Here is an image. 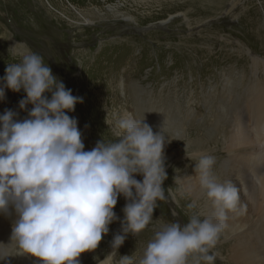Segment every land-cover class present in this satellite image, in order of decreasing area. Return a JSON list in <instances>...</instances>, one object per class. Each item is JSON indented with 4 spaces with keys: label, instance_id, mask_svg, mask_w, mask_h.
<instances>
[{
    "label": "rangeland",
    "instance_id": "374dc122",
    "mask_svg": "<svg viewBox=\"0 0 264 264\" xmlns=\"http://www.w3.org/2000/svg\"><path fill=\"white\" fill-rule=\"evenodd\" d=\"M83 3L86 6L81 5ZM251 4L241 0L233 14L228 12L233 11L228 6L223 11H215L213 6L208 7V2L205 7L188 5L183 12L178 8L159 6L154 0H0V77L5 76L8 64L21 61L25 55L20 51L23 48L28 54L34 52L41 55L44 64L51 67L59 80H62L61 73L65 69L72 76H89L95 85L102 84L105 77L118 80L115 93L117 100L111 107L102 108L83 100L74 112H67L70 117L78 120V128L86 145L84 150H92L101 140L105 144L116 142L121 133L115 125L123 116L130 115L141 120L135 116L137 108L128 100L133 96L131 88L144 89L149 93L145 95V107L149 111L173 112L170 121L185 115L167 97H176L182 102L184 100L186 114L194 113L195 124L184 123L182 118L181 124L179 122V126H172L174 128L166 125L167 121L161 123L159 128H155L156 122L153 123V131L161 133L166 142L165 199L157 201L153 219L141 233L136 236L126 234L125 242L116 254L117 260L120 255H127V251H130L133 258L138 247L147 246L155 233L167 224L176 221L185 224L192 215H198L200 219L209 217L207 208L210 200L206 191L200 187L198 174L188 179L187 174H184L186 170H180L177 176L171 165L177 158L188 154L197 162L204 156L195 154L197 148L202 147L207 155L210 152L218 157L214 165L218 182L228 181L229 177L225 173L229 176L230 170H224L222 162L236 160L228 151L231 144L235 145V141L229 138V122L232 117L229 114V119L226 120L224 116L225 119L221 121L217 119L219 113L212 114L213 111H220L218 99L221 96L228 99H235L234 93L239 96L236 107L246 109L247 124L244 127L249 132L246 136H250L251 131L256 129L257 125L250 118L249 106L245 103L252 94L253 82L260 79L259 84H264V0H252ZM111 6H118L117 9L126 11L137 20L131 21L122 16L105 19L112 15ZM240 9L243 13H240ZM188 11L187 18H183V14ZM86 12L97 19L83 17L82 14ZM197 12L198 16L193 14ZM78 50L89 51L85 68L81 67L75 55ZM256 59L258 64L255 63ZM230 66L238 67L234 72V82L241 79L234 92L226 87L225 71L229 73L227 69ZM193 72L196 76L203 75V79H192L190 74ZM191 88L202 90L207 98L189 108L185 96ZM9 90L5 88V97L0 99V114L11 109L18 114L15 117L18 121L28 118L34 105L29 103L25 109L20 108V101L26 97V92L23 89L19 92ZM45 95L51 98V92ZM209 100L213 101L212 109L206 107ZM172 101L175 102V99ZM152 103L155 105L151 106ZM232 135L239 136L238 130L232 131ZM208 136L214 137V144L212 139L206 140ZM203 140L206 142L203 143ZM193 144L199 145L191 147L187 152L182 151ZM262 149L260 154L264 155V145ZM262 169L264 173V166ZM136 178L143 179L139 174ZM253 187L260 202L264 196L259 192L257 184ZM248 195L240 190L238 210L229 213V227L221 234L213 250L218 253L216 264H237L238 241L243 245V251H249L252 264L256 261L257 264L264 263V202L258 211L259 225L246 224L254 207L251 205L253 198ZM118 199L122 205L127 202L123 195ZM17 218L13 204H9L6 212H0V221L12 229ZM238 223L249 228L233 235V227ZM109 229L95 251L81 254V264H98V259H103L112 251L110 242L114 235L124 233L122 229H114L111 224ZM18 252L17 243L12 244L9 264H16L14 256L17 257Z\"/></svg>",
    "mask_w": 264,
    "mask_h": 264
},
{
    "label": "clouds",
    "instance_id": "9594fccd",
    "mask_svg": "<svg viewBox=\"0 0 264 264\" xmlns=\"http://www.w3.org/2000/svg\"><path fill=\"white\" fill-rule=\"evenodd\" d=\"M5 73L0 99L5 88L23 89L20 108L34 105L22 121L11 109L0 114V212L15 206L17 254H31L43 264H80L81 254L95 251L109 225L120 219L114 209L123 195L124 234L114 235L112 251L98 264H133L130 255L117 260L116 254L126 234L141 233L152 221L157 201L165 199V138L143 120L125 115L116 122L121 133L116 142L101 140L85 151L78 120L67 114L83 97L73 95L41 55L25 54L19 63L8 64ZM214 165L210 155L195 164L213 216L192 215L185 224L163 226L138 264H189L190 257L193 264H216L213 250L229 227V213L238 210L240 190L230 180L218 182Z\"/></svg>",
    "mask_w": 264,
    "mask_h": 264
},
{
    "label": "bare ground",
    "instance_id": "6f19581e",
    "mask_svg": "<svg viewBox=\"0 0 264 264\" xmlns=\"http://www.w3.org/2000/svg\"><path fill=\"white\" fill-rule=\"evenodd\" d=\"M154 1L157 2V5H159V6L163 5L167 9L178 8L180 10H183V12H185L184 9L188 5H195V7H201V6H204L206 2H208V4H209L208 7L213 6L215 11L220 10V9L223 11V8L225 10L226 8L229 7V9L232 8L233 11L228 10V12H231L233 14L236 13L234 10H236V7L241 2V0H231L229 2L227 0H154ZM251 2H252V0H245V4H247V3L251 4ZM81 5L86 6V4H84V3ZM117 7L118 6H111L110 9H111L112 15L108 16V17H104V18L109 19V18H113V17L122 16V18H127L131 21L137 20V18L135 16L127 13L126 11H122L119 8L117 9ZM244 7H246V5L243 6L242 8H244ZM112 12H114V13H112ZM188 13H189V11L187 13H184V14L182 13L183 14L182 17L184 18V16H185L187 18ZM237 13H239V12H237ZM240 13H243V11L241 9H240ZM193 14L197 15V16L199 15L198 12L193 13ZM82 15H83V17L86 16L85 18H89V19L93 18V20L97 19V17H93L88 12H86V14L83 13ZM186 18H185V22H186ZM84 22H87V21H84ZM259 31H260V33H262L261 30H259ZM21 47H19V48H21ZM20 51L24 54H28L27 51L24 50L23 48L20 49ZM75 55H76V57H78V59H79L78 61L81 63V67L85 68L86 65L88 64L86 62H87V58L89 55V51L88 50L87 51H79L78 50L75 52ZM5 62H7V61H5ZM255 63L258 64L257 59H256ZM256 67H258V65ZM237 68L238 67L230 66L227 69L229 71V73H226V71H225V77H226V81H227L226 87L227 88L229 87V89L232 90L233 92H234V88L237 87L238 85H240V82H241V79H240L241 77L239 78L240 80H237L235 82L233 80L234 79L233 77L237 71L236 70ZM193 73H191L190 76L192 75V79L194 77V80H195V78L204 77L201 74H197V76H196L195 73L194 74ZM61 75H62L61 81H63V83L66 85L67 88L71 89L72 92L75 93L73 95L83 97V100L88 101L89 104H91V105L97 104V106H101L102 108H105V107H108V106L114 104V102H116V100H117L116 94H115L117 86H118V80L117 79L110 80L109 78L105 77L102 80L103 81L102 84L100 83L99 85H95L94 83H92L90 81L89 76H87V75L83 76V74L82 75L80 74L79 76H72L71 72L67 69H65L64 71L62 70ZM259 83H261L260 79L255 80L253 82L252 87H251L252 94L250 95V97H248L247 103L244 102L245 104H247V106H249L247 108H249V112L251 114L250 115L251 121L253 122V124L255 123L257 125L256 129H254V130L250 129V130H252L250 133V136H246L247 134L249 135V132L247 130L248 128L244 127V125L247 124L246 109H245V107L242 109H239L240 106L236 107L237 103H239V101H237V99H239L240 97L237 96L235 93L233 95L236 97L235 99H228L225 96H221L222 98L218 99V102L220 101L219 102L220 111L219 112H217V111L212 112V114L213 113H219L217 119H220L221 121L223 119H225V117H226V120L229 119V114L232 117V120H230V122H229V124L231 126L229 138L235 141V145L231 144L228 151H231L234 159H236V160L226 162V163H224V161H223L222 165H223L224 170H230L229 176L225 173L226 177L227 178L229 177L228 181L229 180L232 181L234 183V185L239 190L243 191L246 195L249 194L248 196H251L249 198H253V204H251V205L252 206L254 205V207H252L253 209H252V212L250 214V220L246 223V224L252 223L253 225L254 224L259 225L258 211H260V208L262 207V204L264 202V197L259 202V200L257 198V194H256L254 187H253L254 184H257L259 192L264 196V173H263V169H262V167L264 166V155L260 154L261 152H263L262 145H264V84H259ZM142 90L143 91H141L140 88H137V89L131 88L133 96H132V98L130 96V99H128V100L133 106H135L137 108L134 112L135 116L138 117L139 119L143 120L144 123L148 122L149 123L148 125L152 126V128H153L154 127L153 123L156 122L157 125L155 124L156 125L155 128H159L161 123L163 124L164 121L165 122L167 121L166 125H168V126L171 125L170 127H172V126H179L178 123L180 122V118H182V121L184 123L185 122H193L195 124V121L193 120V117H195L194 113L189 112L188 114H186V112H185V110H187L186 109L187 107L185 108V101L184 100L182 102V101L177 100L176 97L175 98L167 97L168 100L170 101V103L176 104L177 105L176 107H178V110L181 112V114L183 113L185 115V117H176L174 121H170V118H171V115L173 114V112L162 111L160 113H156L154 111H149V109H147V107H145V95H149V93H146L144 89H142ZM129 92H130V90H129ZM202 92H203L202 90L195 89V88H191V89H189L188 92H186V96H185L187 98L186 103H187V106H189V108L194 106L195 103H197L198 101H201V100H204L207 98ZM172 99H175V102H173ZM78 105H80V104L77 103L76 107H78ZM154 105L155 104H153V103L151 104V106H154ZM212 105H213V101L209 100L208 103L206 104V107L212 109ZM180 106L183 108V111H182ZM243 106H244V104H243ZM76 107H75V109H76ZM126 112H127V110H126ZM207 121H209V120H207ZM180 124H181V122H180ZM172 128H174V127H172ZM164 130H165V128H164ZM237 130H238L239 136H233L232 131H237ZM213 138H214L213 136H208L206 140L210 141L212 139V143L214 144L215 141ZM202 142L204 143L206 141L203 140ZM196 145H199V144L190 145V147L187 150H186V148H184L182 151L187 152L191 147L196 146ZM88 147H86V148H88ZM197 149H198V152L195 154L204 155V156L207 155L206 151L204 149H202V147H198ZM209 154H211L215 158V160L218 159V157H216V155L214 153L209 152L208 155ZM191 157L192 156H189V154H188L187 156H182V157H179L176 160H174L172 162V165H171L173 173H175L178 176V174H180V170L181 171L186 170V172L184 173V174H187L186 177H188V179H191V178L193 179V175L196 174L195 173L196 161L192 160ZM169 159H171V158L169 157ZM214 170H215V168L213 169V171ZM118 200H120V199H118ZM256 204H257V208L255 209ZM124 206H125L124 204L123 205L121 204V201L120 202L118 201V203L114 209L117 216L120 218V219L115 220L111 223L113 228L116 230L122 229L121 221L124 218V212H123ZM207 211H209V217L213 216L214 208L212 206L211 201L208 205ZM248 228H249V226L245 228L240 223H238L233 227V230H232L233 235H238L239 233L244 232ZM12 231H13V229L7 223H5L4 221H0V259L5 258L4 260H0V264H9V260H10L9 250L12 248V244L15 245L17 243L15 241V239H12ZM238 244H239V246H238V249L236 251V256H237V260H238L237 264H252L251 260H250L251 258H250L249 251L248 250L243 251L242 250L243 245L240 244L239 241H238ZM145 248H146V246L138 247V249L135 251L134 257L132 258L133 264H138V261L143 256ZM19 251H20V249H19ZM126 254L130 255V251H127ZM14 260L16 261V264H43V261L41 260V258L34 257L31 254H22V255L18 254L17 257L14 256ZM81 260L82 259L80 258V264L82 262ZM189 264H193L191 257L189 258ZM254 264H257V261Z\"/></svg>",
    "mask_w": 264,
    "mask_h": 264
}]
</instances>
